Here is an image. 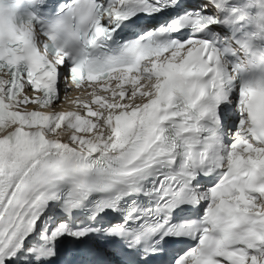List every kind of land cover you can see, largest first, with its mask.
<instances>
[{"label":"snow or ice","instance_id":"obj_1","mask_svg":"<svg viewBox=\"0 0 264 264\" xmlns=\"http://www.w3.org/2000/svg\"><path fill=\"white\" fill-rule=\"evenodd\" d=\"M0 264H264V0H0Z\"/></svg>","mask_w":264,"mask_h":264}]
</instances>
